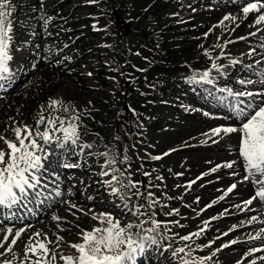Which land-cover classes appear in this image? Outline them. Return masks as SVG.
<instances>
[{"label": "rangeland", "instance_id": "rangeland-1", "mask_svg": "<svg viewBox=\"0 0 264 264\" xmlns=\"http://www.w3.org/2000/svg\"><path fill=\"white\" fill-rule=\"evenodd\" d=\"M180 1L182 0H7L6 11L11 12L9 20L12 24V39L9 55L12 60L8 62L9 72L3 80L13 85L16 80L11 73L15 70L30 77L17 92L0 101V125H5L7 119H11L21 129L27 125L35 134L37 131L43 132L38 123L41 117L52 121V124L47 122L45 130L53 138L50 143L44 144L42 139L34 135L38 144L44 148V152L37 154L43 157L47 153L42 164L43 161L45 164L52 159L48 152L54 149L63 155L75 154V163H71L76 166L72 171L75 175L74 184L78 185L83 178L90 180L92 191L88 193L96 196L95 207L98 209L103 210L114 201L110 196L112 187L108 188L107 184L113 176L124 184L129 179L136 183L139 191L143 193L139 198L134 194L136 189H127L131 191L135 205H144L141 209L143 212H154L151 218L149 214L140 216L139 220L136 218V223L147 221L144 227L148 228L152 226L151 219L162 222L159 234L144 233L140 229L136 232L156 238L155 245L146 241V247L150 246L160 254L163 253L162 259L167 264H182L183 259H195L198 262L203 255L211 256L204 264L252 263L264 257V240L255 241L254 244L250 241L244 242L238 247H223L241 235H249L251 240L264 236L261 233L264 225L258 224L264 221V215H253L249 206L244 203L245 199L252 196L246 197L247 187L236 182L227 184L226 176H216L221 165L218 163L223 155L228 158L236 157L234 150L228 146V139L235 135L221 133L212 141L218 143L213 146L214 144L201 140L202 127L193 131L186 128L188 124H201V117L192 114L189 116L180 111L179 106L185 102L183 110L188 111V105H192L191 111L198 110L205 119V128L210 129L211 126L212 130L216 127H236V123L227 121L231 117L224 116L222 119L219 115L215 118L214 111L205 104V100H199L204 95L205 88L200 89L202 81L199 80V75L196 76V81L192 77L194 73H203L201 68L207 66L204 62H207L208 57H199L197 49L200 46H191L190 40L186 41L184 38L188 36L194 40L199 36L198 31L190 29L196 28L201 20H195L193 26H184L174 20V16L187 12L184 10L186 1L183 5ZM225 16L230 15L226 14L222 19ZM226 22L227 30L234 32L238 22ZM122 29L129 30V33ZM210 29L211 27L208 28ZM201 32L200 35H204V30ZM229 41H232L231 44L234 42L227 39L224 47L213 45V52L223 49V57H227L226 63L232 67L227 70V74H218L227 82L225 89H230L233 93L242 92L246 87L236 80L254 81L255 77L250 68L256 62L252 64V61H247L242 50L229 52L232 49L227 48ZM244 48L246 51L248 47ZM202 58H206L205 61ZM233 60L239 64H233ZM184 64L191 73L188 79L180 80L182 82L179 84L173 80L172 74L175 72L174 68ZM227 78H233V82ZM257 80L259 79L256 77ZM70 82L82 92V98L76 105L65 111L57 104L51 107L49 113L40 112L42 105L50 107L51 101H57ZM210 84L217 85L214 82ZM225 97L226 93L222 97L225 104L231 103L233 98ZM52 110L53 115H48ZM121 112L132 119L131 126L135 132L132 143H127L117 129L116 120ZM229 113L235 114L233 110ZM74 117L77 119L73 120ZM60 120L65 121L64 127L69 122L76 124L79 135L76 144L63 140V132L59 131ZM3 132L0 129V134ZM89 139L94 141L93 147H85ZM10 141L15 142V137ZM177 145L182 149L175 151L179 148ZM221 146L227 148L224 153ZM173 148L175 150L172 152ZM185 148H196L191 150L194 157L202 154L211 158L215 156V159L212 163L208 161L210 165L207 167L201 164V168L197 170L193 169L192 162H186L184 165L189 172L182 181H190L187 182L188 186L180 189L173 168L190 157L186 151H182ZM0 150L7 151L3 140H0ZM168 150L170 154L163 159H153ZM231 161L237 164V161ZM227 163L229 162L223 164ZM54 171L51 175L54 177L42 171L37 175L42 177L43 184L54 185L57 179L62 178ZM106 171H110L111 175L103 178L102 173ZM204 173L211 175L203 178L201 184L189 191V185L191 187ZM232 184H236V188L228 192L227 189ZM64 191L61 190L62 193ZM32 192L55 197L53 192H45L43 187ZM149 192L152 193L151 197H148ZM187 192H190L189 197ZM82 194V197H87L84 191ZM149 199L156 201L151 209L148 208ZM263 203L258 202L257 206ZM68 206L57 205L43 223L56 230L60 223H64L54 221L53 216L60 220H65V217L70 221L82 217L90 223L89 227L92 225L93 219L90 216L77 212L71 205ZM116 208L122 210L121 204L118 203ZM252 217L256 219L252 220ZM215 218L218 219L210 222ZM205 222H208L206 230L199 231L205 229ZM2 226L4 227L1 228H13ZM84 230L90 231L76 228L74 234L69 233V241H78ZM194 232H200L203 243L210 245L208 251L201 250L195 236L190 241L180 239ZM231 232V239L219 240L220 236ZM4 238L5 235L0 236V242ZM12 238L8 237L9 243L0 247V253L9 252V247L12 250L15 246L10 243ZM168 246L173 249L183 247L191 255L185 256L181 253L174 257L171 252L166 251ZM69 248L70 256H74V249ZM254 249L263 251L261 255L252 257L250 253ZM214 252L215 255H212ZM18 253L20 261L27 259L24 252L19 250ZM16 261L3 258L0 264H16ZM56 263L57 259L54 262L49 259V264Z\"/></svg>", "mask_w": 264, "mask_h": 264}, {"label": "snow or ice", "instance_id": "snow-or-ice-1", "mask_svg": "<svg viewBox=\"0 0 264 264\" xmlns=\"http://www.w3.org/2000/svg\"><path fill=\"white\" fill-rule=\"evenodd\" d=\"M8 8L7 0H0V80L6 77L9 72L8 62L12 60V56L9 55V44L12 39L10 33L12 31V24L9 20L11 15L10 11H6ZM264 0H249L242 7L244 18L247 19L249 14L256 13L254 19V25L264 23ZM225 21H235L233 16H225ZM223 24V21L221 22ZM250 25V26H254ZM239 27V25H237ZM255 35V34H253ZM207 36V34H205ZM241 39H244L241 37ZM232 41H229L231 43ZM219 46V45H217ZM255 51V49H253ZM205 56L210 60L212 59L210 53L205 51ZM252 53H249L251 56ZM233 64L237 61L233 60ZM257 64L261 61H256ZM212 68L217 71L220 67L213 62ZM199 75V80L205 83H212L209 79V72L205 71L200 74H193L192 80L196 81V76ZM252 75L258 77L259 82L264 84V70L254 71ZM241 85L252 84V80L239 81ZM220 91L226 93V97H232L234 103L232 105L233 111L238 118H241L242 123L239 128L237 127H216L206 133L209 138L219 136L221 133L228 135L233 133H239L238 140V154L243 161V167L245 175L242 182H251L256 186L254 195L247 199L244 203L246 206H250L257 199L260 202H264V102L257 103L256 100H249L246 104L240 100V97H254L261 96L264 93H253L252 91H242L233 93L230 89H221ZM59 102L51 101L50 107H55ZM244 105L241 107L240 105ZM67 111V109H65ZM205 115H208L205 113ZM77 119L76 117L73 120ZM39 124H44L45 119L41 117L38 121ZM52 124V121H48ZM65 121L60 120L59 131L63 132V140L65 142L71 141L72 144H76L79 139L77 132V126L74 122H69L67 127H64ZM15 142L8 140L6 137L0 136V140H3L7 151L0 150V207L11 208L13 205H17L22 199H25L28 195V190L35 191L38 187H46L42 185V177L37 175L40 173L43 164L42 159H46L47 153L42 157L37 152H44V148L38 144L37 139L39 137L43 140L44 144H48L52 141L48 131H37L35 134L27 125L23 129L16 127ZM90 147V145H85ZM167 155V153H166ZM153 159H160V157H153ZM234 162H229L224 167L232 168ZM72 165H66L71 167ZM235 174V173H234ZM102 175H109L108 172L102 173ZM147 175V174H145ZM159 179V177H158ZM113 181L120 185V187H112L113 195H118L119 198L125 201L124 206L128 208L127 201L131 199V195L127 192L121 193L120 188H133L136 189L134 193L139 198L143 193L139 191L137 184L132 182L130 179L127 184H124L117 177L113 176ZM113 181H109L111 186ZM190 187V185H189ZM236 188V184H232L227 191L231 192ZM39 195V193H37ZM56 195H61L60 192H56ZM152 193H148V197H151ZM156 201L149 199L148 208L151 209ZM75 207V205H72ZM144 205H133L128 208V211L133 217L139 220L140 216H144L146 212L141 211ZM239 207V206H237ZM173 213H169L171 215ZM150 218L153 213H150ZM54 221H59L60 218L53 216ZM93 220L98 221L102 227H95L90 231H83L80 239L82 242L73 243L70 245L74 249L76 255L74 256H60L64 264H135L137 256L142 254L146 250V241H150L151 244H156L157 240L152 235H141L140 232L133 233L131 230L137 228L142 230L144 233H157L161 228V223L155 219H151V227L145 228L144 224L147 221H140L139 223L129 222L122 226L120 220L115 218L109 213H101L99 215H93ZM256 217H252L255 220ZM208 222H205V229ZM165 227L167 225L165 224ZM25 229H20L13 234L11 228L7 229L4 241L0 242V247H4L9 243L8 237H13L10 241L11 245L14 246L21 238ZM63 231V229H61ZM193 236L199 238L200 232H194L189 235L180 237L183 241L192 240ZM138 237V238H137ZM33 237L29 238V242L25 245V257L29 254L35 257L32 264H49V258L54 262L56 260V254L52 252L49 245L58 243L63 240V237L56 236L55 241L49 239L47 235L41 237L40 232H36ZM236 241H232L235 243ZM210 247V245H208ZM225 244L223 247H228ZM203 250V249H201ZM262 249H254V251H261ZM7 251H11V247L7 248ZM219 251V249H217ZM183 253L185 256H190L191 252H185V248L180 247L172 251L174 257ZM215 255V252L212 254ZM211 256L200 258L197 262L195 259H183L182 264H204L205 260H210ZM264 259V257H261ZM255 264V261L252 262Z\"/></svg>", "mask_w": 264, "mask_h": 264}, {"label": "bare ground", "instance_id": "bare-ground-1", "mask_svg": "<svg viewBox=\"0 0 264 264\" xmlns=\"http://www.w3.org/2000/svg\"><path fill=\"white\" fill-rule=\"evenodd\" d=\"M183 1V2H182ZM180 1L181 5L184 4V1H186V4H184L185 8L184 10L187 11L186 13L182 14V15H176L174 16V20L179 21V24L187 26V25H191L193 26V22L195 20H201V23L196 27V28H191L190 31H198L199 36L192 40L189 39L188 36H186L184 39L186 41H189L191 43V46H195V45H199L200 48L199 50L197 49V53L199 57H207L204 55L205 51H208L212 57V59L210 60L209 58L207 59V62L205 61L206 58H202L203 61H205L204 63L207 66H204L201 68V71L205 72L208 71L209 72V79L216 83L217 85L215 86L214 84H210V83H205L202 81V86L200 87L201 90H203L205 88V93L204 95H202V97H200L199 100H205V104L211 108L214 111L215 116L218 113H222L221 117L222 119H224V116L227 117H234V118H238L237 116L231 115L229 113V107L225 104V102L222 100L223 94L225 92L220 91L221 89H225V85L227 84V82L223 79V77L221 75H219L218 73H223V74H227V70H229L230 68L232 69L231 65L226 63V58L227 57H223L225 53H222L223 49H220L219 51H215L213 52V45L217 46L219 45V47H224V44L226 43L225 41L227 39L230 40H234V42L231 44L229 43L227 48L232 47V49H229V52H237L240 50H242V52L244 53V57L247 58V61H252V62H256V61H261V63L259 64H255L254 66H250V70L251 73L254 71H261L264 70V38H260V37H264V23L259 24V25H254V19L256 17V13H251L249 14V16L247 17V19L244 18L243 12H242V7L244 6L245 3L249 2V0H182ZM211 5L213 7H211ZM205 7V8H204ZM211 7V8H209ZM264 11V10H262ZM230 15L235 17V21L238 22L237 25H239V27H237L235 29L234 32H231L228 29V26H226L227 22L224 21L222 19V17L224 15ZM240 19V21H238ZM223 21V24H221V22ZM250 25H254V26H250ZM210 30H208V28H210ZM201 30H204V35H200L202 32ZM205 34H207V36H205ZM255 34V35H253ZM241 37H243L244 39H241ZM262 43V44H261ZM244 47H248L245 51ZM253 49H255V51H253ZM225 52V51H224ZM234 52V53H235ZM252 53L251 56H249V53ZM200 61V60H199ZM213 62H215L219 67L220 70L217 71L216 69L212 68V64ZM180 68V69H179ZM175 72H173L172 74V78L173 80H175L176 82H178L179 84L182 82L180 80L185 79L189 77L190 73L188 70V67L186 64L178 66L176 68H174ZM255 77V80L253 81L252 84H249L245 87H247L250 91H253V93H264V84L260 83L259 80L256 81V77L255 75H253ZM231 81V78H227ZM258 79V77H257ZM168 81H172L170 79H168ZM187 81V80H186ZM164 83L162 85V87H164ZM222 88H220V86ZM69 87L64 89V92L62 93L61 97L57 98V101L59 102L58 105L63 109H67V111L70 110V108L73 105H76V103L82 98V92H80L81 90L79 89V87H77L74 83L70 82ZM9 96L6 97V99H8ZM244 98V97H241ZM249 98V97H248ZM249 99H254L256 100V102L260 103V102H264V95L261 96H254V97H250ZM233 101V100H232ZM185 106V102H182L181 105L179 106L181 109L180 111L183 112L184 114L187 115H191L192 116H200L201 120L200 123L201 124H194L192 123L191 125H187V130L189 129V131H193L194 129H200L201 127V140L214 144L213 146H217V142L213 143L212 141L215 140V138L217 136L211 137L209 138L208 135H205L206 133H210L211 131V126L210 129L209 128H205L206 127V122L205 119L201 116L202 114L198 111H191L192 109V105H188V111L183 110V107ZM51 109V107H48L47 105H42V107L40 108V112L44 111L45 113H49V110ZM48 115H53V110L50 112V114ZM233 118V119H234ZM32 120L34 121V117L32 118ZM229 121V120H228ZM242 123V122H241ZM241 126V124H240ZM239 126V127H240ZM16 127H19V125L14 124L12 122L11 119H7V123H5V125H0V129L3 132V134H0V136L2 137H6L8 140H11L15 137V132L14 129ZM238 127V128H239ZM235 136L229 140L228 146H230V148L232 150H234L236 157L232 156L231 158H228V156L223 155L221 157V160L219 161L218 164L221 163L220 168L217 170L216 172V176L217 175H223L226 176V183L230 184L232 182H236L239 184H244L247 187V198H249L251 195H254V192L256 190V186H254L251 182H242L243 181V177L245 175V170L243 167V161L242 159L239 157L238 154V140H239V133H233ZM195 142V139H192ZM227 141L224 143L226 144ZM5 145V144H4ZM88 145H90L91 147H93L94 145V141L92 139L88 140ZM179 148H177L175 151H178L180 148V145H177ZM220 149L222 150V152L224 153L227 148L224 146H221ZM192 151L196 150V148L192 149ZM190 148H185L182 151H186L189 154V158L186 159V161L184 163H179L177 165L174 166L173 168V172L175 174L176 179L179 180V188L183 189L186 186H188V181H190V179H188L187 181H182V179H184L185 177L188 176V169L186 168V166L184 164H186V162H192L194 165V170H197L199 168H201V164H205V167H207L209 164L208 161H210L211 163L213 162V159H215V156L212 158L211 157H206L202 154H197L195 155V157L192 155ZM224 150V151H223ZM222 153V154H223ZM170 153H167V155H169ZM48 155L52 158L51 160H55V159H59V161H65L67 160V157L63 158L62 155H58L56 149H54L53 151H49ZM166 155V154H165ZM166 155V156H167ZM220 157V156H219ZM231 159L237 161V164L233 163V167L232 168H227L224 167L225 164H223L224 162H232ZM50 159L47 161L49 162ZM218 162V161H216ZM51 163V161H50ZM50 163H45L43 161V168H42V172L46 173L48 176L50 175V167L49 164ZM109 173V175H103V178H108L111 175L110 171H106ZM235 173V174H234ZM211 174L209 173H204L203 177L197 182L192 183V186L187 188L189 191H191V189H193L195 186H198L199 184H201L203 182V178L209 176ZM66 179V180H65ZM44 181V180H43ZM113 181V177L112 180ZM109 180L107 181L108 184V188L111 187H120L119 184H117L115 181L112 182L111 186L109 185ZM44 182H42L43 185ZM90 184V180L83 178L80 180V183L78 185H75L73 182V178L71 177H67L65 175H62V178H60V180L58 181L57 186H60L59 188L61 190H65L61 195H60V202L58 205H62L69 207L68 205H75V207H72L74 210H76L79 213H83L86 214L88 216H90L92 218L93 215H99L101 213H109L112 216H114L115 218H117L118 220H120L121 225L124 226L129 222H133L136 223V217H133L131 215V213L128 211V208L133 207V205H135V200L133 195L131 194V191H127V189L125 188H120L121 193H129L131 195V199L127 201L128 204V208H126L124 206L125 201L121 200L119 198L118 195H113L112 191L110 196L113 197L114 201L112 203H110L109 206L104 207V209H98L95 207L97 200H96V196H91L89 195L88 191H92L91 189V185ZM46 185V184H45ZM86 185V187H85ZM83 186V188H82ZM46 187H48V185H46ZM100 187V186H97ZM39 188V187H38ZM37 188V189H38ZM178 188V187H177ZM36 189V190H37ZM51 189V188H49ZM91 189V190H90ZM84 191L85 194H87V197H82V192ZM82 194V195H81ZM190 192H187L186 195H188V197ZM41 194H37V192H32V190H28V195L25 199H22L20 201V203L23 204V206L25 207L26 204H28L30 207L34 208V204H40L43 201H41V199H43L41 196ZM111 199V197L109 198V200ZM247 200V199H245ZM258 202H260L258 199L256 201L253 202L252 205L249 206V211L252 212L253 215H259V214H263L264 215V204L260 205L259 207L257 206ZM120 203L122 210H119L116 208V205ZM53 206L51 208L54 209L57 205L56 202H53ZM44 208L47 207V203L44 202L43 203ZM15 207V206H13ZM18 207H20V205H18ZM102 207V208H103ZM252 207V208H251ZM2 208V207H1ZM3 210V209H2ZM50 210V211H51ZM49 211V212H50ZM2 213V211H0ZM49 212L42 216V217H36L33 218L31 220V222L26 223V221L21 224V226H18L16 228H11L13 230V234L20 230V229H25V231L23 232L21 238L18 240V242L16 243V245L12 248V250L10 252H1L0 253V261H3V258L8 259V260H13L16 261V264H32V262L35 260V257L31 256L30 254L27 256L26 260L20 261V259H18V251L21 250V252L25 253V243L29 242V238L33 237V242H34V234L36 232H40L41 233V237L47 235L49 237V239L55 241L56 236H60L63 237V240L58 242V243H54L52 245H49V247L53 250L54 254H56V259H57V263L56 264H64L63 260L60 259V256H70V245L73 244L71 241H69L68 238V234H74L76 232V228L79 229H87V230H91L95 227H102L103 225H100L98 223V221L93 220L92 225L89 227L90 223H87V219L79 217L76 221H70L69 219H66L64 217L65 220H59L60 222H63L64 226L61 225V223L57 226L56 230L51 229L48 225L43 223V220H48L46 219L47 215H49ZM1 215V214H0ZM124 215V217H123ZM14 217H16L14 215ZM8 219H14V218H8ZM217 220V219H216ZM212 222V221H210ZM258 224L264 225V221L259 222ZM257 224V225H258ZM74 226L76 228H74ZM7 229L8 228H1L0 227V236L6 235L7 233ZM61 229H63V231H61ZM137 228H133L131 231L133 233H136ZM85 231V230H84ZM205 231V230H204ZM202 231V232H204ZM83 232V231H82ZM232 233L230 234L227 233L224 236H220L219 240L222 241L225 238H230L232 237ZM264 235V231L261 232ZM82 235V234H81ZM81 235L79 236V238L81 237ZM3 238V237H2ZM138 238V237H137ZM203 236H199V238L196 237L195 240H197L199 242L200 248L201 249H205L206 251H208V245L204 244L203 241ZM264 240V236H260L256 239V241H262ZM236 241L235 243H231L229 245L228 248L230 247H238L240 246V244H242V241L239 240H234ZM248 241V240H246ZM82 242L81 239H79L78 241H76L75 243H79ZM252 242V244L255 243V241H250ZM61 245V246H60ZM155 245V244H154ZM226 249V247H225ZM174 249L170 246L167 247L166 251L171 252ZM263 250L261 251H252L250 253V256L252 257H257L259 255H261ZM240 253H242V250L239 251ZM154 254H159L158 251H155ZM76 255V253H75ZM164 254L162 253V255L160 254V257H162ZM205 255H203L202 257H204ZM242 255H240L241 257ZM159 257V259H160ZM51 259V258H49ZM249 259V258H248ZM4 262H7L4 261ZM264 259H258L255 261V264H260L263 263ZM146 264H167L164 260L163 262H159V260L155 263H153V260H149ZM248 264H252V263H248Z\"/></svg>", "mask_w": 264, "mask_h": 264}, {"label": "trees", "instance_id": "trees-1", "mask_svg": "<svg viewBox=\"0 0 264 264\" xmlns=\"http://www.w3.org/2000/svg\"><path fill=\"white\" fill-rule=\"evenodd\" d=\"M128 28V26H127ZM124 32H128V30L124 29ZM124 118L126 117H121L122 120H125ZM131 118H129V121L125 120L122 122H119L118 124V129L119 132L122 134L123 138L126 140H129L130 137L133 136V130H132V126H131Z\"/></svg>", "mask_w": 264, "mask_h": 264}]
</instances>
